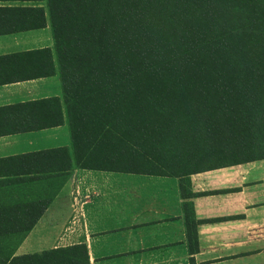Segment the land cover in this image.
I'll return each mask as SVG.
<instances>
[{"label":"trees","instance_id":"obj_1","mask_svg":"<svg viewBox=\"0 0 264 264\" xmlns=\"http://www.w3.org/2000/svg\"><path fill=\"white\" fill-rule=\"evenodd\" d=\"M45 3L77 167L182 178L264 158V0ZM38 218L0 217V264Z\"/></svg>","mask_w":264,"mask_h":264},{"label":"crops","instance_id":"obj_2","mask_svg":"<svg viewBox=\"0 0 264 264\" xmlns=\"http://www.w3.org/2000/svg\"><path fill=\"white\" fill-rule=\"evenodd\" d=\"M263 168L77 167L45 0H0V217L39 216L4 264H264Z\"/></svg>","mask_w":264,"mask_h":264},{"label":"rangeland","instance_id":"obj_3","mask_svg":"<svg viewBox=\"0 0 264 264\" xmlns=\"http://www.w3.org/2000/svg\"><path fill=\"white\" fill-rule=\"evenodd\" d=\"M262 171H264V168L262 169Z\"/></svg>","mask_w":264,"mask_h":264}]
</instances>
